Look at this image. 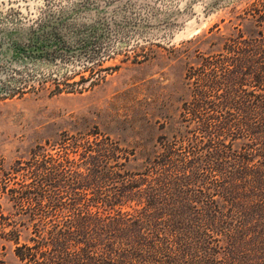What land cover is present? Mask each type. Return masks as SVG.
Returning <instances> with one entry per match:
<instances>
[{
	"label": "trees",
	"instance_id": "16d2710c",
	"mask_svg": "<svg viewBox=\"0 0 264 264\" xmlns=\"http://www.w3.org/2000/svg\"><path fill=\"white\" fill-rule=\"evenodd\" d=\"M88 25L52 14L0 48L53 60L87 49ZM175 52L185 94L150 149L62 133L3 173L20 264H264V0Z\"/></svg>",
	"mask_w": 264,
	"mask_h": 264
},
{
	"label": "rangeland",
	"instance_id": "374dc122",
	"mask_svg": "<svg viewBox=\"0 0 264 264\" xmlns=\"http://www.w3.org/2000/svg\"><path fill=\"white\" fill-rule=\"evenodd\" d=\"M254 2L0 0L2 46L14 28L35 26L52 14L96 24L97 30L87 49L69 39L79 49L48 61L0 48V185L17 160L25 165L34 149L48 148L62 133L99 130L125 150L140 155L150 149L160 123L178 114L185 94L186 65L175 49L216 25L236 22ZM14 246L0 235V264H20Z\"/></svg>",
	"mask_w": 264,
	"mask_h": 264
}]
</instances>
